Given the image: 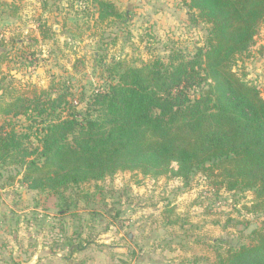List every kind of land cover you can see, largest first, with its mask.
<instances>
[{
	"label": "trees",
	"instance_id": "trees-1",
	"mask_svg": "<svg viewBox=\"0 0 264 264\" xmlns=\"http://www.w3.org/2000/svg\"><path fill=\"white\" fill-rule=\"evenodd\" d=\"M65 1L74 8L86 0ZM94 2L97 19L119 15L112 2ZM184 3L193 21L208 25L203 46L139 65L101 59L102 82L78 91L19 81L10 64L20 40L0 32V178L9 172L2 186L17 180L60 194L120 171L184 183L201 174L217 188L251 192L245 209L261 216L248 243L219 241L211 264H264V78L259 87L235 69L264 26V0ZM34 29L36 42L54 33L41 18ZM19 117L25 124L12 123Z\"/></svg>",
	"mask_w": 264,
	"mask_h": 264
},
{
	"label": "rangeland",
	"instance_id": "rangeland-1",
	"mask_svg": "<svg viewBox=\"0 0 264 264\" xmlns=\"http://www.w3.org/2000/svg\"><path fill=\"white\" fill-rule=\"evenodd\" d=\"M47 1L42 10L40 0H0V32L20 40L11 51L12 73L36 88L50 81L73 91L96 87L101 59L105 66L139 65L176 52L192 55L208 32L207 24L192 20L184 0H108L119 15L105 21L97 19L94 0L76 9L65 0ZM38 18L54 31L50 39L36 42ZM235 69L262 85L263 31ZM14 122L25 124L22 117ZM1 174L0 264H211L220 242L248 243L261 220L245 209L251 192L217 188L201 174L184 183L170 174L120 171L60 194L17 180L2 186L9 172Z\"/></svg>",
	"mask_w": 264,
	"mask_h": 264
},
{
	"label": "crops",
	"instance_id": "crops-1",
	"mask_svg": "<svg viewBox=\"0 0 264 264\" xmlns=\"http://www.w3.org/2000/svg\"><path fill=\"white\" fill-rule=\"evenodd\" d=\"M148 2H153L154 3V1L156 2V1H158V0H147ZM264 32V26L261 28V32ZM1 262V261H0Z\"/></svg>",
	"mask_w": 264,
	"mask_h": 264
}]
</instances>
